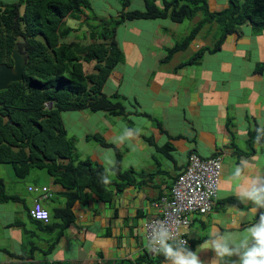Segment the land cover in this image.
Returning a JSON list of instances; mask_svg holds the SVG:
<instances>
[{"label":"crops","instance_id":"0c3cea01","mask_svg":"<svg viewBox=\"0 0 264 264\" xmlns=\"http://www.w3.org/2000/svg\"><path fill=\"white\" fill-rule=\"evenodd\" d=\"M208 5L210 11H215L226 3L213 0L211 4L208 0ZM217 5L220 8H215ZM165 20L125 21L116 31L124 61L113 69L103 92L119 96L126 118L89 110L62 113L64 128L80 158H89L105 170L112 166L114 149L96 143L93 146L92 140L87 139L101 135L120 151L121 166L127 164L124 171L146 175L140 179L144 184L129 185L110 201L98 200L88 193L85 202L71 204L73 219L62 230V220L51 217L47 226L45 222H35L28 210L38 199L50 214L54 213L56 208L64 207L66 189L56 185L47 174L30 172L18 180L13 172L5 171L6 179L0 177L5 185L2 196L12 199L0 201V254L7 257L0 264H40L43 260L64 264H164L151 260L143 223L156 215L151 203L170 194L190 153L203 158L221 157V175L212 209L205 214H193L189 227L182 229L188 241L196 243L193 252L202 245L203 250L198 252L202 264H214L215 253L203 243L211 233L243 231L264 213V209L255 213L250 201L241 202L239 182L229 179L241 161L247 162L245 176L264 175V134L260 142L251 138L252 133L264 129V72L254 73L256 64L264 63V33L253 35L250 27L243 26L239 35L225 38L218 52L205 53L198 63L177 69L197 50L211 47L216 41L217 33L205 37L199 31L184 51L174 54L177 59L163 63L166 55L160 54L156 64L149 65L144 57L153 41L148 40L146 48L135 45V33L143 28L154 36L158 21ZM128 23L135 24L129 27ZM207 26L218 32L212 24L201 31ZM129 30L131 38H125ZM154 41V57L169 48L164 38ZM128 53L140 61L130 62ZM91 116L95 118L94 124L83 129L84 121L91 122ZM125 127L137 129L138 134L119 142ZM90 145L89 155L84 149ZM30 186L47 187L49 194L29 192ZM227 198H234L242 207L222 205L221 201ZM11 254L29 259H14ZM229 261H238V257Z\"/></svg>","mask_w":264,"mask_h":264},{"label":"trees","instance_id":"16d2710c","mask_svg":"<svg viewBox=\"0 0 264 264\" xmlns=\"http://www.w3.org/2000/svg\"><path fill=\"white\" fill-rule=\"evenodd\" d=\"M118 1L122 9L116 16L108 19L94 16V25L86 13L92 11L91 0H0V63L12 65L10 54L17 42L27 55L23 79L0 91V164L10 165L15 179L22 180L31 171L38 170L66 189L64 207L49 213L50 218L62 220V230L73 219L71 204L74 201L85 202L90 194L98 200L110 201L125 187L144 184L140 179L146 177L133 170L124 171L120 151L101 135L94 134L87 139L114 149L115 160L108 169L113 177L102 165L89 158H80L62 121V113L82 110L126 118L119 96H107L103 92L113 69L124 61L116 40L118 27L133 20L169 19L181 23L200 13L202 17L197 19L196 25L180 43L166 49L161 61L167 63L176 52L184 51L206 25L217 26V39L211 47L197 50L177 69L198 63L205 53L218 52L225 38L239 35L243 26L250 27L253 35L264 33V0H225L226 6L215 11H210L208 0H162L161 7L155 0H143L141 10H130V0ZM70 18L78 26L66 25ZM84 27L86 37L83 40H66L70 33H80ZM90 63L93 65L87 72L85 65ZM263 72L264 63H257L254 73ZM263 134L257 140L256 131L251 138L260 142ZM102 176H107L110 182L103 183ZM4 186L0 178V201H9L11 197L2 196ZM42 188L30 186L28 191L32 189L48 195L47 187L45 191ZM221 204L242 207L234 198H227ZM187 245L193 251L196 243L187 241ZM11 257L22 261L29 259L21 254H11ZM151 260L164 262L163 256L158 254ZM40 264L64 263L43 260Z\"/></svg>","mask_w":264,"mask_h":264},{"label":"clouds","instance_id":"9594fccd","mask_svg":"<svg viewBox=\"0 0 264 264\" xmlns=\"http://www.w3.org/2000/svg\"><path fill=\"white\" fill-rule=\"evenodd\" d=\"M257 131V140H259V136L264 132V129H258ZM136 134H138L137 129L125 127L118 140L123 142L125 139L133 138ZM246 167L247 162L241 161V164L235 167L229 179L239 182L238 198L241 202L250 201L254 205L253 211L256 213L258 209H264V175L249 178L245 176ZM101 180L105 184L110 182L107 176H102ZM34 201H38L43 207L40 200L35 199ZM34 201L28 210L29 215ZM43 209L46 210L44 207ZM46 211L48 220H40L45 223L50 219L49 211ZM187 241L182 239L179 233L174 231L167 222L159 221L152 226L146 246L149 254L154 256L150 253V251H153L155 254L163 256L164 264H202L198 255V252L203 250L202 245L199 246L197 252H193L189 249ZM203 243L208 245L207 250L211 249L215 253L214 264H264V213L260 214L257 222L246 227L243 231H215ZM233 256L238 257V261L230 262L229 258Z\"/></svg>","mask_w":264,"mask_h":264},{"label":"built area","instance_id":"2783aa9c","mask_svg":"<svg viewBox=\"0 0 264 264\" xmlns=\"http://www.w3.org/2000/svg\"><path fill=\"white\" fill-rule=\"evenodd\" d=\"M220 175V156L201 158L191 153L186 165L177 175L170 194L151 203L156 215L143 223L146 245L152 226L159 221L167 222L187 241L182 229L191 224L193 214H205L212 209L217 198ZM42 191H45L44 187ZM30 215L37 220H48L47 211L38 201H34ZM150 253L155 254L153 251Z\"/></svg>","mask_w":264,"mask_h":264},{"label":"rangeland","instance_id":"374dc122","mask_svg":"<svg viewBox=\"0 0 264 264\" xmlns=\"http://www.w3.org/2000/svg\"><path fill=\"white\" fill-rule=\"evenodd\" d=\"M1 1H4V2H15L16 0H1ZM91 2H92V11L91 12L90 11H86V13H87V16L90 18L89 22L91 24L94 23V25H95V22L92 20V18L94 16H97V17H99L101 19H108L109 17H115L116 13L119 12L122 9V7L120 5L121 3L118 0H91ZM209 2L212 4L213 0H209ZM155 4L157 6H159V7H161L162 6V0H155ZM143 5H142L141 0H132V1H130L129 9L130 10H137V9L141 10L143 8ZM215 8H220V6L217 5ZM211 9L213 10L214 6H211ZM201 17H202L201 14L198 13L196 15V17H194L193 19L184 20L181 23H175V22L170 21L169 19L165 20L164 22L158 21L159 29L157 30V32H156V34L154 36L153 35L150 36V33L146 32L147 30H144L143 28L141 30L139 29V30H137V33H135L136 35L138 34L136 36V38H135L136 39L135 45H138V46L142 45L143 48L144 47L146 48V44H147L148 40H150L151 42L152 41L155 42L154 40L159 37V38H164L165 41H166L165 42L166 47L168 46L169 48H171L176 43H180L183 40V38L189 33V31L196 25L197 19H200ZM159 20H162V19H159ZM144 21H146V20H144ZM128 24H130L129 25V27H130L132 24H135V23H132V24L128 23ZM66 25H69L71 27H74V25L78 26L75 23V21L72 20L71 18L69 20H67ZM141 25L143 26L144 23H141ZM84 26L87 27V25H84ZM213 28L215 30H217V26L215 24H214ZM85 31H86V29L84 27L81 31H79L80 33H76V32L70 33L66 40L70 41V40H75L77 38L79 40H83L86 37V35L83 33ZM215 33H217V32H214V30L211 29L209 26L206 27L205 31H204V29L202 31L200 30V34L205 36V37H207V36L213 37V36H215ZM124 37L125 38H131V31L129 30L127 35H124ZM153 42H152V44H150V49H149L150 53L147 50L146 56L144 57L145 60L149 63V65L150 64L151 65L152 64H156V59L158 60V57H160V54L166 55V53H167L166 51H164V52L160 51V53L156 57L152 56L151 52L156 50L155 44H153ZM176 53H180V51L176 52ZM127 58H128V60L130 62L140 61L139 57L136 58V56L133 55V53H128ZM171 58L177 59L178 57L173 55ZM154 59H155V61H154ZM92 65H93L92 63L86 64L85 65V70L87 72H89L91 70ZM136 101H138L137 98H136ZM130 102L133 103L134 106H136L135 102H132L131 100H130ZM71 114L73 115L74 113H71ZM64 120L66 122L67 118H64ZM90 120H91V122L89 120L88 121H84L83 129L88 128L89 126H91V123L94 124L95 118L93 116L90 117ZM73 130H77V128H73ZM69 135H71V134H69ZM67 137L69 138L68 135H67ZM94 143H96L97 146H99V144L96 141L92 140L91 145L93 144V146H95ZM91 145L90 146H86L85 149H84V151L86 153H88L89 155H90L89 148L91 147ZM110 152H111L110 154L113 155V153H112L113 151L110 150ZM104 157H106V156H104ZM122 169L123 170L127 169V164L126 163L122 166ZM5 171L10 172V173L12 172L11 169H10V165L0 164V177H3L4 179H6V177H7ZM31 172H38L39 174L40 173L41 174H45L43 171H38V170H33ZM107 174L110 175L111 177H113L112 172H110L108 170H107ZM18 185L21 188L23 186L22 184H18ZM20 194H24V192L20 191ZM6 258L7 257L5 255L0 254V261L1 260L5 261ZM34 262H36V263H34ZM34 262H33L34 264L38 263L37 261H34ZM3 264H6V263H3Z\"/></svg>","mask_w":264,"mask_h":264},{"label":"water","instance_id":"95a60500","mask_svg":"<svg viewBox=\"0 0 264 264\" xmlns=\"http://www.w3.org/2000/svg\"><path fill=\"white\" fill-rule=\"evenodd\" d=\"M26 56L15 43L10 54L12 65L0 63V91L6 90L11 83L23 79V72L27 66Z\"/></svg>","mask_w":264,"mask_h":264},{"label":"flooded vegetation","instance_id":"af4514ba","mask_svg":"<svg viewBox=\"0 0 264 264\" xmlns=\"http://www.w3.org/2000/svg\"><path fill=\"white\" fill-rule=\"evenodd\" d=\"M17 44H18V42H17ZM20 48V47H19Z\"/></svg>","mask_w":264,"mask_h":264}]
</instances>
